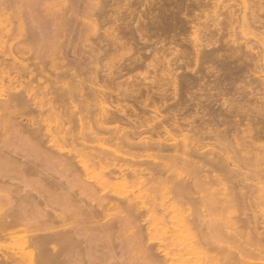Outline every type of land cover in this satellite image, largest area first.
I'll return each mask as SVG.
<instances>
[{"label":"bare ground","instance_id":"1","mask_svg":"<svg viewBox=\"0 0 264 264\" xmlns=\"http://www.w3.org/2000/svg\"><path fill=\"white\" fill-rule=\"evenodd\" d=\"M243 2L248 9L247 2ZM72 19L69 20L75 21ZM253 19V13H246L247 23ZM53 57L54 60L57 58ZM82 62L79 60L80 64ZM3 65L0 62V87L5 85L8 75V83L14 92L0 100V239L18 238V241L13 251L0 252V264H15L22 255L29 257L24 256L28 260L25 264H136L122 255L118 257V251L124 254L128 247H135L147 258H151L154 249L162 252L152 242H145L147 229L154 222L166 233L170 224H181L182 238L187 242L182 243L185 246L195 243L202 248L205 241L209 242V238L206 239L209 236L212 242L207 245L211 247H197L205 257V263H197L209 264L215 259L214 255L222 254L224 245L213 240L218 239L216 234L220 231L221 220L217 218L209 224V235L199 218L202 209L209 206L212 211L220 210L234 203L235 212H238L234 220L235 255H240L236 259L245 264H264V257H259L260 261L257 257L253 259L254 255H264V188L258 186L263 183L264 169L260 158L252 164L247 156L249 150L238 144L235 163L240 162V168L246 166L249 169L250 166L253 172L249 169L250 173L235 174L236 170L231 172L229 167V153L224 160L221 159L223 156L216 158L218 151L213 153L215 157H210L211 152L200 153L188 135L179 142L174 133L184 128L180 125L168 127L165 122L169 115L168 118L162 115L163 110L160 111L156 104L152 118L143 121L136 117L133 120H139L138 124L134 123L126 131L109 112L111 108L107 104L109 111L101 107L100 98V110L95 112L89 100L77 102L79 97L71 90L72 85L64 84L62 90L57 87V82L43 80L45 64L35 66L30 73L29 66L22 64L17 75L25 76V79L17 78L16 81ZM69 74L61 72L59 78ZM40 81L44 85H40ZM83 84L76 89L82 96L88 92ZM36 109L39 116L45 109H50L62 125L58 129H43L34 113ZM157 124L163 126V136L159 134L157 139H153V135L139 137L144 127L154 129ZM80 135L83 140L81 144L78 142L79 146L76 142ZM132 138H138V141ZM60 140L69 142L72 148H63ZM196 141L202 142L201 139ZM152 150L156 151L154 155ZM170 150L174 154H165ZM149 151L152 154H148ZM126 157H130V161ZM193 157L200 160L195 161ZM90 170H98V174L90 176ZM219 185L222 187L217 188ZM120 186H130L133 190L125 193L117 190ZM113 187L115 190H108ZM126 232L127 238L122 237ZM178 238L180 235L176 234ZM154 260L156 264H166L160 258Z\"/></svg>","mask_w":264,"mask_h":264},{"label":"rangeland","instance_id":"2","mask_svg":"<svg viewBox=\"0 0 264 264\" xmlns=\"http://www.w3.org/2000/svg\"><path fill=\"white\" fill-rule=\"evenodd\" d=\"M243 1L247 2L248 9ZM246 13H253L255 19L247 23ZM72 18L75 21L69 20ZM65 40H69L68 44ZM53 56L57 58L54 60ZM0 57V62L4 63L3 67L14 81L25 79V76L17 75L22 64L29 66V73L38 65L45 64L43 80L57 82V87L62 90L64 84L72 85L71 90L79 97L77 102L80 99L89 100L95 112L100 110V98L101 107L108 111L111 108L109 112L126 131L139 120L152 118L156 104L160 111L163 110L162 115L166 118L169 115L170 119L165 122L168 127L180 125L184 128L174 133L179 142L184 135H188L200 153L211 152L210 157L218 155L216 158L220 156V159L223 156L222 160L229 153L231 172L250 173V166L251 171L246 166L240 168V162L235 163V151L240 146L249 150L247 156L252 164L260 158L264 169V0H0ZM75 57L83 61V65ZM67 60L73 65L66 63ZM66 71L69 76L59 78L61 72L66 74ZM84 71L87 74L83 76ZM85 76L86 81L89 78L87 82ZM5 79V85L0 87V100L2 96L14 92L8 83V75ZM72 79L76 83H72ZM40 82L42 85L43 82ZM80 84L84 88H93L92 92L86 87L88 92L82 96L76 90ZM92 93L94 95L91 96ZM49 110L45 109L40 116L37 109L34 113L43 129H58L62 125L61 120ZM136 117H139L138 121L133 120ZM164 133L163 126L157 124L154 129L144 127L139 137L153 135L151 137L157 139L159 134L163 136ZM82 136L76 142L79 146ZM138 138L132 139L137 142ZM60 144L65 149L72 148L69 142L62 141ZM165 154L174 152L170 150ZM197 158L193 157V160H200ZM97 174L98 170L90 172V176ZM262 181L258 186L264 188V179ZM118 188L125 193L133 190L130 186ZM110 189L115 190L114 187ZM234 204L219 211H212L209 206L202 209L199 218L208 234L211 232L209 224H213L214 219L221 220L220 231L216 234L218 239L215 237L213 240H219V244L224 245L222 254L214 255L215 259L209 264L244 263L236 259L240 255H235L234 220L238 212H235ZM175 225L170 224L171 229L167 233L157 222L149 225L145 242H152L162 250L158 252L154 249V257L148 255L147 258L135 247H128L124 254L119 250L117 256L122 255L136 264H156L154 258H160L166 264L202 263L205 257L199 252L201 246L195 243L183 245L187 242L182 238L181 224ZM127 234L122 237L127 238ZM176 234L180 238L176 239ZM208 238L209 242L205 241L201 249L211 244L212 240ZM17 241L18 238L0 239V252L13 251ZM22 256L29 259L28 255ZM254 257L258 259L264 255ZM21 258L15 264L28 262L26 257L22 258L25 261Z\"/></svg>","mask_w":264,"mask_h":264}]
</instances>
